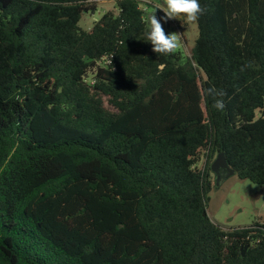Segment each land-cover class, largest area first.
Returning <instances> with one entry per match:
<instances>
[{"label":"trees","instance_id":"1","mask_svg":"<svg viewBox=\"0 0 264 264\" xmlns=\"http://www.w3.org/2000/svg\"><path fill=\"white\" fill-rule=\"evenodd\" d=\"M199 2L184 61L134 0H0V264H264L207 214L219 154L264 187V0Z\"/></svg>","mask_w":264,"mask_h":264},{"label":"rangeland","instance_id":"2","mask_svg":"<svg viewBox=\"0 0 264 264\" xmlns=\"http://www.w3.org/2000/svg\"><path fill=\"white\" fill-rule=\"evenodd\" d=\"M97 11L85 13L79 23L84 30H89L105 12L115 8V4L96 3ZM174 22L170 34H179L177 51L182 53L183 60L190 58V51L198 35L197 24L184 23L178 19ZM179 27V28H178ZM216 157L213 159V161ZM206 156L202 155L197 168L203 169ZM207 214L211 221L223 230H234L248 227L255 222L264 224V187L248 180H241L236 175L220 176L216 179L213 173V188L208 194Z\"/></svg>","mask_w":264,"mask_h":264},{"label":"clouds","instance_id":"3","mask_svg":"<svg viewBox=\"0 0 264 264\" xmlns=\"http://www.w3.org/2000/svg\"><path fill=\"white\" fill-rule=\"evenodd\" d=\"M149 3L152 0H148ZM157 10H162L165 14V22L169 19H178L184 23H195L199 17L204 15L206 9L203 8L199 0H162V3L153 5ZM148 25L145 33V41L150 42L152 51L159 55H171L179 46V34H166L160 19L154 13H150L147 17ZM206 95L211 96L214 100L213 107L218 111H223L226 107L223 97L225 93L216 87L206 89Z\"/></svg>","mask_w":264,"mask_h":264},{"label":"water","instance_id":"4","mask_svg":"<svg viewBox=\"0 0 264 264\" xmlns=\"http://www.w3.org/2000/svg\"><path fill=\"white\" fill-rule=\"evenodd\" d=\"M211 171L215 174L217 180H219L221 172L226 173L227 177L235 175V171L231 169L223 154H219L216 159L212 162ZM247 248L248 245L245 246L242 252L243 256L245 255V251Z\"/></svg>","mask_w":264,"mask_h":264},{"label":"built area","instance_id":"5","mask_svg":"<svg viewBox=\"0 0 264 264\" xmlns=\"http://www.w3.org/2000/svg\"><path fill=\"white\" fill-rule=\"evenodd\" d=\"M119 1L121 0H95L96 3L98 2V3L115 4V6L117 5ZM134 1H136V3L138 4V8L145 13H148L151 10H153L154 4L162 3V0H152L151 3H149L148 0H134Z\"/></svg>","mask_w":264,"mask_h":264},{"label":"flooded vegetation","instance_id":"6","mask_svg":"<svg viewBox=\"0 0 264 264\" xmlns=\"http://www.w3.org/2000/svg\"><path fill=\"white\" fill-rule=\"evenodd\" d=\"M221 174L224 175V176L226 175V173H223V172H221Z\"/></svg>","mask_w":264,"mask_h":264}]
</instances>
